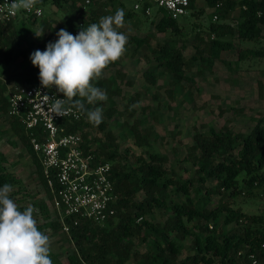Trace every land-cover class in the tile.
Here are the masks:
<instances>
[{
    "label": "trees",
    "instance_id": "trees-1",
    "mask_svg": "<svg viewBox=\"0 0 264 264\" xmlns=\"http://www.w3.org/2000/svg\"><path fill=\"white\" fill-rule=\"evenodd\" d=\"M205 2L206 7L212 9L209 14L211 20L205 29L207 37L204 38L203 29L196 26L193 28L195 32L187 38L185 34L188 32H183V25L161 9L146 15L142 10L124 7L120 0H39L36 6L50 4L65 10V14L57 20L38 19L29 14L0 21V54L5 60L9 58L12 51L25 43L28 34L35 29L42 32L50 29L47 42L39 46V50L43 51L49 42L58 39L56 33L60 29H66L71 34L76 31L78 35L92 23H98L100 17L114 15L117 9H123L125 22L136 27L141 26L147 18L157 19L156 15L161 11L160 18L151 23L157 32L165 33L167 37L151 49L152 59H148L149 65L143 76L152 86L156 84L158 69L165 70L172 78L173 87L165 90L171 96L174 91L181 90V82L188 78L185 74L187 68L196 65V72H203L205 67H210L220 57L221 51L235 48L238 59L248 55L264 57V46L236 45L226 38L236 37L249 42L264 40V0ZM218 2L221 5L216 6ZM194 4L195 0H189L191 15L205 13L204 8L194 10ZM214 15L221 21L214 19ZM227 20H233L234 24ZM150 39L149 34L142 37L131 35L127 40V44L134 45L131 55H134L136 48L148 45ZM189 41L194 52L185 58L183 49ZM117 65L118 61L107 68ZM38 72V67L32 68L31 75L24 81H30ZM117 78L124 80V74L119 69L114 75H102L93 81L94 86L107 94L109 106L103 111L107 118L116 112L113 96L120 93L115 82ZM8 92L0 82V113L3 114L8 108ZM139 95L137 92L130 97L128 104L138 102ZM85 106L89 110L92 108L86 101ZM85 116L86 113L82 114L83 118L70 124L67 130L81 129L83 148L88 150L94 145L91 152L110 163L113 190L118 196L114 205L115 214L104 224L84 218L74 223V217H65L69 226L67 234L73 242L74 251L67 255L66 263L50 253L53 264H251L250 255L264 264V211L248 213L232 205L237 195L253 196L255 189L264 190V114L247 133L233 132L227 126L219 130L210 127L205 132L195 130L186 158L195 166V173L190 177H179L165 166L168 159L164 154L148 149L144 156L135 158L134 164L117 162V158L124 155L118 151L115 136L109 130L105 131L103 142L99 137L90 136V124ZM9 121L13 135L21 140L31 156L38 179L49 198L39 158L29 143V135L19 120L9 118ZM138 122L142 123L141 120ZM136 123L137 120L128 130L129 133L137 145L148 146V128L138 130ZM105 127L102 121L101 130ZM210 179L214 180V184L208 186L206 183ZM21 182L9 170L6 157L0 152V187L5 183L14 187ZM9 195L16 200L13 192ZM212 195L219 196L215 204H210ZM19 208L21 211L26 209L24 206ZM35 208L40 218L37 219L35 215L34 218L42 232L47 234L48 230L61 229V222L50 216L45 202H35ZM154 209H162L169 214L163 222L154 221ZM229 224L233 225L228 227ZM185 239H190L193 252L179 258ZM135 240L146 243L147 249L133 252Z\"/></svg>",
    "mask_w": 264,
    "mask_h": 264
},
{
    "label": "rangeland",
    "instance_id": "rangeland-1",
    "mask_svg": "<svg viewBox=\"0 0 264 264\" xmlns=\"http://www.w3.org/2000/svg\"><path fill=\"white\" fill-rule=\"evenodd\" d=\"M124 7L132 8L135 0H120ZM42 16L38 19L47 20L53 18L60 19L65 14L61 10L50 4L40 6ZM204 8L202 15H191L190 12L179 17L177 20L183 25L182 30L189 38L196 26H200L202 35L207 37L205 29L210 22L211 8L206 7L205 0H195L194 10ZM155 10L156 7H153ZM237 9L234 12L236 14ZM157 19L147 18L141 26L136 27L130 23H124L119 31L129 38L131 35L139 37L149 34L151 36L148 45H142L135 49L131 55L133 43L126 45L129 48L118 60L119 65L109 67L104 70L103 76L114 75L116 69L124 74V80L116 79V85L120 88V93L113 96L116 103V112L111 118L103 115L104 109L108 108L109 100L91 104V110L99 107L102 111V121L106 127L101 130L100 125L95 126L89 122L88 130L90 136L99 137L100 142L105 141V131L109 130L116 138L118 151L124 156L117 158V162L134 164L137 156L143 155L146 149L157 151L167 157L165 166L177 174L179 177H190L195 173V166L187 158L188 147L193 143L195 130L207 131L210 127L216 130L229 127L233 132L247 133L253 127L255 121L264 114V57L248 55L243 59H238V50L221 51L220 57L215 59L210 67H205L203 72H196V65L185 70L188 78L181 82V90L174 91L171 96L165 92L173 87L171 75L163 69L157 71V81L155 85L149 86L144 79L143 72L148 68L149 60L152 59L151 49L162 43L167 34L157 32L151 21ZM212 20H214L212 18ZM221 21L220 19H216ZM234 24L233 20H227ZM41 34V36H37ZM46 32L35 29L27 36V41L19 48L12 51L6 60L0 54V82L7 88V92L15 84L24 81L31 75V69L35 68L30 59L31 54L47 42ZM184 36V37H185ZM236 45L262 47L264 40L249 42L239 40L236 37H226ZM181 43V42H180ZM194 52L191 41L183 49L185 58ZM35 73V72H34ZM126 81V82H125ZM139 93L138 102L128 104V100L135 93ZM132 110V113H131ZM137 120V129L148 128L149 145L139 146L134 137L129 133L130 127ZM142 121L140 122L138 121ZM9 118L4 113H0V152H2L8 163L10 171L15 173L21 184L12 187L15 194V203L18 206L35 208V202L42 200L48 206L49 214L53 218L54 214L50 209L49 198L43 189L35 167L27 149L21 140L13 135L9 126ZM87 128H85L86 130ZM96 144H98L97 141ZM208 186L214 184L210 179L206 183ZM210 204H215L218 195H212ZM234 207H239L248 213L259 214L264 211V190L260 188L254 190L253 196L237 195L232 201ZM36 209V208H35ZM154 221L163 222L168 212L162 209H154ZM33 215L40 218L38 211ZM233 224H229L228 227ZM47 235L51 240V251L62 263L67 262V255L74 251L73 242L67 233L62 229L56 231L48 230ZM183 249L179 254L182 258L191 254L190 239L183 240ZM146 243L134 241L133 252H144L147 249Z\"/></svg>",
    "mask_w": 264,
    "mask_h": 264
},
{
    "label": "built area",
    "instance_id": "built-area-1",
    "mask_svg": "<svg viewBox=\"0 0 264 264\" xmlns=\"http://www.w3.org/2000/svg\"><path fill=\"white\" fill-rule=\"evenodd\" d=\"M12 0H0V21H9L20 15L40 17L42 10L35 6L32 11L19 10L11 15ZM88 2V0H86ZM147 2V5L144 4ZM221 5L220 2L216 6ZM155 10L165 11L171 18L178 19L190 12L189 0H136L133 8L151 15ZM39 10V14L37 13ZM158 11L156 18H160ZM216 19V15H214ZM73 35H77L75 31ZM213 35H211L212 37ZM8 118H15L24 126L29 143L37 154L42 175L50 193V209L53 218L62 224V231L68 233L65 217L88 219L104 224L115 214L118 196L114 193L111 180V165L103 158L83 148L82 130L68 131L70 124L79 122L82 114L72 109L66 116H59L49 110L54 98L63 99L55 87L48 89L41 85L39 72L30 81H22L8 92ZM65 107H69L68 104ZM85 129V128H84ZM251 264H260L250 255Z\"/></svg>",
    "mask_w": 264,
    "mask_h": 264
},
{
    "label": "clouds",
    "instance_id": "clouds-1",
    "mask_svg": "<svg viewBox=\"0 0 264 264\" xmlns=\"http://www.w3.org/2000/svg\"><path fill=\"white\" fill-rule=\"evenodd\" d=\"M38 3L39 0H12L9 11L11 15L21 9L32 11ZM124 18V10L117 9L114 15L100 17L98 23L78 35L60 29L56 33L58 39L49 42L46 50L37 49L31 54L32 64L39 68L41 85L55 87L64 95L63 99L54 98L49 107L52 113L66 116L75 109L86 113L95 126L102 123L101 109L89 110L85 101L96 104L108 99L93 81L100 79L104 70L126 51L128 37L118 30L124 26ZM36 35L41 36L37 32ZM11 191L10 184L0 187V264H53L50 237L38 228L33 215L38 210L29 205L21 211L10 198Z\"/></svg>",
    "mask_w": 264,
    "mask_h": 264
},
{
    "label": "crops",
    "instance_id": "crops-1",
    "mask_svg": "<svg viewBox=\"0 0 264 264\" xmlns=\"http://www.w3.org/2000/svg\"><path fill=\"white\" fill-rule=\"evenodd\" d=\"M212 10V9H211Z\"/></svg>",
    "mask_w": 264,
    "mask_h": 264
}]
</instances>
